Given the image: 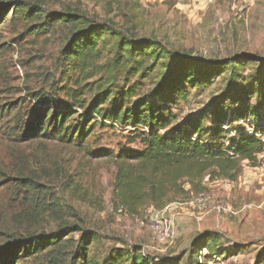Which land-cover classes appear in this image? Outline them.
Listing matches in <instances>:
<instances>
[{
  "label": "rangeland",
  "instance_id": "1",
  "mask_svg": "<svg viewBox=\"0 0 264 264\" xmlns=\"http://www.w3.org/2000/svg\"><path fill=\"white\" fill-rule=\"evenodd\" d=\"M7 1L0 0V7ZM26 1L30 9L40 7L43 16L13 23L10 9L0 15V246L27 233L56 229L68 220L98 235L92 254L99 260L111 249L131 257L130 250L141 246L157 262L184 255L179 264H264V150L253 162L240 161L231 172L233 177L204 178L205 189L201 191L209 200L203 210L189 203L195 192L175 197L172 236L161 244L132 217L137 214L147 221L152 207L145 205L137 213L117 212L115 167L108 156L92 154L97 149L116 154L121 148H136L139 143L133 139L132 130L139 126L102 125L94 115L88 138L77 145L46 137L20 142L13 138L12 131L15 123L21 124V117L23 122L29 118L27 110L35 104L33 94L37 91L48 93L65 110L66 104L73 102L65 90L76 87L68 79L77 76L78 71L73 70L66 79L69 75L63 73L59 62L71 31L64 24L45 30L43 24L48 22L45 15L80 8L90 18L106 21L122 36L150 38L158 46L157 54L146 52L121 63L112 46L116 37L104 34L98 44L100 52L90 61V70L79 74L87 97L108 89L111 94L104 106L117 104L121 98L125 107L132 106L154 93L175 55L225 60L247 53L249 59L224 67L209 84L194 87L186 82L182 91L167 92L147 105L156 106L160 110L157 114L168 121L160 133H168L192 119L198 123L201 137L209 138L220 120L217 111L233 117L229 124L232 128L236 123L246 125L248 133L257 122L255 118L263 115L264 87L254 79L260 74L264 77V0ZM234 92L246 99L236 103L226 99ZM239 107H250V112L238 122L234 116ZM5 109L10 111L6 113ZM14 109L22 112L18 122L12 116ZM73 110L77 122L76 115L81 110ZM253 110H257L258 117ZM83 122L85 125L88 121ZM234 130L230 129V133ZM183 131L190 133L192 129L185 127ZM221 137L229 138L226 133ZM21 179L38 182L42 190L38 203L35 193L19 189L16 183ZM205 230L215 234L208 245L224 251L219 259L207 260L190 247L191 240ZM130 261L127 258L121 264Z\"/></svg>",
  "mask_w": 264,
  "mask_h": 264
},
{
  "label": "trees",
  "instance_id": "2",
  "mask_svg": "<svg viewBox=\"0 0 264 264\" xmlns=\"http://www.w3.org/2000/svg\"><path fill=\"white\" fill-rule=\"evenodd\" d=\"M29 5L31 4L26 0H8L0 7L2 9L0 15L10 6L13 23L21 18L43 16L40 7L30 9ZM45 18L48 21L43 24L45 30L54 25L64 24L71 31L67 43L61 49L62 56L59 62L65 64L62 65V71L69 75L66 79L73 70L78 71L77 76L68 79L73 81L76 87H67L65 90L73 102L66 104L65 110L52 100L48 93L42 90L35 92L33 94L35 104L27 110L29 115L27 121L23 122L21 117L20 124L19 117L22 112L14 109L13 119L19 121L20 125L14 124L13 138L22 142L46 137L77 145L80 142L84 143L88 138V130L94 126L92 122L94 115L99 117L102 125L111 123L139 126L140 129L132 130V135H135L133 139H138L139 143L136 148H121L116 154L106 149L92 152L95 157L108 156L112 161L115 167L113 191L119 202L118 206L120 204L124 206L125 211L137 213L145 205L163 208L177 196L186 197L190 193L201 192L205 189L204 178L213 179L220 175L233 177L231 172L237 168L240 161L253 162L264 150V142L256 135L264 132V95L261 103L262 117H258L257 110H253L255 114L253 115L259 119L255 118L257 122L251 125V134L247 133V127L243 124L236 123V128H232L229 124L234 120L233 117L229 118L228 114L217 111L220 120L209 138L201 137L198 133L199 125L192 119L185 120L168 133H160L159 130L168 121L157 114L160 110L156 106L147 105L151 99H157L167 92L182 91L186 82L194 87L209 84L224 67L241 64L249 59L250 55L247 53H238L225 60H203L186 53L175 55L171 66L169 68L167 66L164 77L149 98H143L135 105L126 107L124 98H121L117 100V104L113 102L104 106L111 94L110 90H100L87 97L86 90L81 89L83 84L79 78V74L88 73L91 68L90 61L100 52L101 47L98 44L102 36L109 33L110 37H116L112 46L121 63L129 62L137 55L147 54L146 52L157 54L158 46L155 40L150 38L136 40L134 37L122 36L114 31L109 23L90 18L88 13L80 8L53 12L45 15ZM100 44L102 46L104 42ZM262 75L257 76L254 81L264 87ZM252 89H255L253 83ZM227 98L233 103L246 99L235 92ZM74 108L81 110L76 115L77 122H74L76 114ZM9 111L5 109L6 113ZM249 112L250 107L236 108L234 118L239 122L247 118ZM2 115L3 111L0 110V119ZM81 120L88 122L84 125ZM185 127L191 128L192 131L185 133L183 131ZM230 129H235L233 134L230 133ZM225 133L229 136L228 139L221 137ZM230 151L233 152L232 155L229 154ZM24 180H19L17 186L25 192L35 193L34 200L38 203L41 200L38 199L39 192H42L38 182ZM73 233H79L78 237L73 238L71 236ZM214 236L213 232L205 230L191 240L190 247L193 246L197 254L207 260H211L215 254L222 255L224 251L208 245V241ZM97 237L94 231L84 228L81 224L65 220L59 223L56 229L27 233L1 245L0 264H121L127 258H131L130 264H179L184 256L166 257L157 262L155 258L143 252L140 246L130 250L131 257L130 255L125 257L128 254L121 250L111 249L102 260H99L92 254V244ZM203 248L205 252H201ZM200 264L206 263L201 261ZM257 264H260V261H257Z\"/></svg>",
  "mask_w": 264,
  "mask_h": 264
},
{
  "label": "built area",
  "instance_id": "3",
  "mask_svg": "<svg viewBox=\"0 0 264 264\" xmlns=\"http://www.w3.org/2000/svg\"><path fill=\"white\" fill-rule=\"evenodd\" d=\"M206 1V0H203ZM226 128V126H223ZM248 133H252V129H248ZM256 135L261 139V141L264 142V132L262 133H256ZM230 155L233 154L232 151L229 152ZM263 157H264V151H263ZM229 184V182H228ZM208 196L204 191L196 193L190 200V204H196L197 207L200 209L206 208L208 204ZM176 203H169L166 204L163 208L155 209L152 208L149 213L148 220H142L137 215H132L133 219L139 226L146 227L148 231L151 233L154 240L158 243H166L170 238L172 234L171 226H172V216H173V210L175 208ZM174 205V207H173ZM117 212L121 214H126L124 206L121 204L117 208ZM205 252V248H203ZM142 251L145 252L144 248H142ZM213 258L219 259V255L215 254L213 255Z\"/></svg>",
  "mask_w": 264,
  "mask_h": 264
},
{
  "label": "water",
  "instance_id": "4",
  "mask_svg": "<svg viewBox=\"0 0 264 264\" xmlns=\"http://www.w3.org/2000/svg\"><path fill=\"white\" fill-rule=\"evenodd\" d=\"M10 9V6L6 7V11Z\"/></svg>",
  "mask_w": 264,
  "mask_h": 264
}]
</instances>
